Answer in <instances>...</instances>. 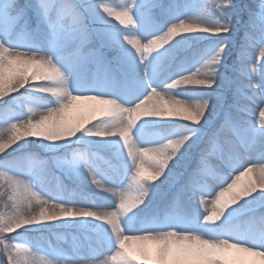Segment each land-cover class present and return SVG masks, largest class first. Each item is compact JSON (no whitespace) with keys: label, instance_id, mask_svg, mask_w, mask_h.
Instances as JSON below:
<instances>
[{"label":"snow or ice","instance_id":"obj_1","mask_svg":"<svg viewBox=\"0 0 264 264\" xmlns=\"http://www.w3.org/2000/svg\"><path fill=\"white\" fill-rule=\"evenodd\" d=\"M256 48L264 103V0H0V99L19 93L12 102L29 105L0 137V179L14 202L0 213L8 264H89L82 250L97 243L110 257L100 264H264V108L259 127L238 121L233 110L250 111L239 88L231 102L218 91ZM33 147L62 153L67 176H91L111 196L43 191L46 162ZM255 148L258 158L243 160L242 149ZM101 151L117 162L104 160L111 187L96 178ZM22 161L38 165L29 175L39 194L13 179ZM257 167L259 178L244 183ZM209 175L219 183L200 201L211 211L200 212L186 197L203 196ZM20 229H64L72 254L53 249L46 261L11 238Z\"/></svg>","mask_w":264,"mask_h":264},{"label":"rangeland","instance_id":"obj_2","mask_svg":"<svg viewBox=\"0 0 264 264\" xmlns=\"http://www.w3.org/2000/svg\"><path fill=\"white\" fill-rule=\"evenodd\" d=\"M192 5H195L196 0H190ZM201 4L211 5L215 2V0H200ZM242 4H247L249 0H240ZM110 3L113 6H120L125 3V0H110ZM209 9L202 8V13H207ZM118 25V22L113 21ZM119 26V25H118ZM122 27V26H121ZM240 41L239 33L234 35V42L237 44ZM257 53V56H253V54ZM252 53V55H251ZM259 49H250L249 54L246 56L244 61V74L236 79L233 77L232 84L230 86L226 85L225 87L219 89L220 93H227V100L231 102L232 100V91L233 87H238L241 94V106L248 105L249 110L251 109V105L254 104L256 101L260 99L259 92L260 89L253 85V80L257 79L259 73L258 71H249L245 64H253L255 68L261 69L262 58L258 55ZM231 75V74H230ZM249 76L252 79H249ZM43 81H33L32 83H42ZM203 91H211L208 89H202ZM23 91V89H21ZM186 91V90H185ZM253 93H257L255 102L246 99V97L252 96ZM19 96V93H12L9 96L0 99V107H3L4 100L9 101L10 109L6 114L0 116V137L3 139H7L8 136L11 134L10 132V123H15L18 118H26L29 115L28 112V104H21V103H13L12 97ZM189 98H195V93L189 95ZM46 101L42 100H34L33 103H45ZM223 103V99L221 101ZM252 110V109H251ZM250 111H236L233 110V114L235 115L233 118L236 120H244L252 123L250 121ZM38 111V110H37ZM252 117V116H251ZM90 126V125H89ZM33 139V138H27ZM20 143H24V141H20ZM17 147V145H13L12 148ZM12 148L6 149L7 152H11ZM38 152L35 154L40 157L41 161L46 162V172L43 175V191L56 195L58 193H62L65 198H68V192L65 189L73 190L77 193L83 192L89 196H98L103 192L99 189L95 184L91 183V176H87L86 181L82 184L79 179L76 177H69L67 176L62 170V161L56 159L57 157L62 156V153H50L46 152L42 149H37ZM32 151V150H31ZM99 155L102 156L103 160H97L96 165L100 168L102 176L98 175L96 178L101 180V183L107 186L106 180L108 177L113 176L114 172L112 168H110L107 164L104 163V160H111L113 164H116V160L113 158L110 152L101 151ZM4 154H0V163L3 162ZM38 165L32 161H22L18 164L16 168V175L13 176V179L23 183V184H32L33 191L39 194L38 189L36 188V181L33 176L29 175V170L37 167ZM224 170H221L219 173L220 175L223 174ZM12 173H6V176H11ZM70 182V184H69ZM208 183V180L206 181ZM119 191V189H117ZM12 189L9 187L8 182L5 179H0V213H5L10 215L14 211L13 204L14 202L9 199L11 196ZM187 199V203H192L194 208L199 206L200 212H205L207 209L208 212L211 211L210 207L205 206L203 203H200L202 200L199 195L192 199ZM102 200L97 199L96 203H100ZM34 211H38V206L35 205L33 202ZM28 227H37V226H28ZM19 233H12L11 238H14L16 241L20 242L24 247L33 248L35 249V253L39 256H42L46 261L54 259L53 249L63 252L65 255H70L72 253L74 241L72 240V236L68 234V232L64 229L52 230L47 231L44 233L39 232H25L24 229L18 230ZM104 247L98 250V253L94 254V257L89 258V264H100L101 261L105 259H110L108 252V246L106 244H102ZM97 246V244H96ZM93 248H90L92 250ZM0 264H8V257L7 253L3 250V244H0Z\"/></svg>","mask_w":264,"mask_h":264},{"label":"bare ground","instance_id":"obj_3","mask_svg":"<svg viewBox=\"0 0 264 264\" xmlns=\"http://www.w3.org/2000/svg\"><path fill=\"white\" fill-rule=\"evenodd\" d=\"M126 2H127V0H125V3ZM256 54L257 53L255 52V54H253V56H257ZM251 55H252V53H251ZM258 55H260V53ZM245 66H246V68L249 71H253V72L258 71V73H259L258 77H257V79L253 80V83H252L253 85H256L258 83V81H259V78H260L262 69H257V68H255V66H253V64L251 65L249 63H246ZM243 107H248V105H243ZM250 107L252 109V110L250 109L252 115H250V118L249 119H250L251 122H257L256 123V126L259 127V124H258V121L260 119V117H259V111H260L261 108H264V103H261V100L259 99L254 104H252ZM234 116L235 115L233 114V117ZM258 151H259L258 148L251 149V150H249V149H242L241 156H242L243 160L251 162L252 159L258 158V157H256V153H258ZM223 174H224V171H223ZM216 175H220V173L218 172V173H216ZM216 175H209V177L207 179L208 180V183H206V190H205L203 196H201V195L198 194L199 197L203 201H210V200L214 199V196L210 195L209 193L212 190V188H214L219 183V181L216 179ZM258 178H259V167L255 168L254 172L251 173L249 175V177L245 178V180L243 182L246 183L249 179H258ZM127 183L128 182L126 181L125 182V185H124L125 188L127 187ZM106 187H111V185L108 184ZM110 196H111V193H108V192H102L100 194V197H110ZM104 203H110V201L102 200V202L100 201L99 204H104ZM207 207H210L211 208L210 203L207 204ZM102 247H104V245H102L100 243H97V246L94 245L92 247L93 248L92 250H90V248H84L82 250V255H84L88 259V261H89V258L94 257L95 256L94 254L98 253V250L100 248H102ZM249 259L251 260V259H254V258H249Z\"/></svg>","mask_w":264,"mask_h":264},{"label":"trees","instance_id":"obj_4","mask_svg":"<svg viewBox=\"0 0 264 264\" xmlns=\"http://www.w3.org/2000/svg\"><path fill=\"white\" fill-rule=\"evenodd\" d=\"M10 106L11 105L8 104V105H4L3 107H0V116H3L4 114H6L8 112V110L10 109ZM37 152H38V150L35 147H33L32 153L36 154ZM189 207H191V205H189Z\"/></svg>","mask_w":264,"mask_h":264}]
</instances>
